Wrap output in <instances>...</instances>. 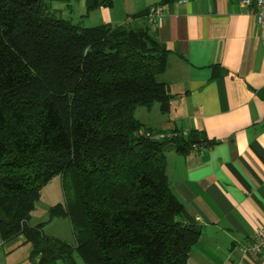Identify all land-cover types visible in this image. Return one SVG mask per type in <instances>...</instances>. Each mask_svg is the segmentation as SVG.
Wrapping results in <instances>:
<instances>
[{
    "label": "trees",
    "instance_id": "trees-1",
    "mask_svg": "<svg viewBox=\"0 0 264 264\" xmlns=\"http://www.w3.org/2000/svg\"><path fill=\"white\" fill-rule=\"evenodd\" d=\"M72 1L0 0V240L22 237L32 264H188L200 230L170 191L165 152L209 143L146 129L133 115L169 110L158 79L168 50L143 21L147 11L120 25L53 16V3ZM110 4L86 0L80 17ZM56 176L65 204L51 217H69L74 244L28 225Z\"/></svg>",
    "mask_w": 264,
    "mask_h": 264
},
{
    "label": "crops",
    "instance_id": "crops-1",
    "mask_svg": "<svg viewBox=\"0 0 264 264\" xmlns=\"http://www.w3.org/2000/svg\"><path fill=\"white\" fill-rule=\"evenodd\" d=\"M162 1L111 0L85 20L120 25L162 7L152 32L168 50L158 79L172 98L166 113L154 104L138 108L150 111L148 119H136L146 129L190 131L209 143L165 152L170 191L200 230L188 264H264V251L240 253L264 228V6L259 20L240 0Z\"/></svg>",
    "mask_w": 264,
    "mask_h": 264
},
{
    "label": "rangeland",
    "instance_id": "rangeland-1",
    "mask_svg": "<svg viewBox=\"0 0 264 264\" xmlns=\"http://www.w3.org/2000/svg\"><path fill=\"white\" fill-rule=\"evenodd\" d=\"M80 2V3H79ZM56 8L53 14L56 18H71L73 23H83L89 25L88 21L82 19L79 15L84 13V0H75L66 3H53ZM140 108V107H138ZM134 110V117L138 119H148L151 113L143 110ZM145 108V107H141ZM141 120V121H142ZM65 192L63 190L61 178L56 176L46 184L41 190V196L36 203L34 211L31 212L28 220L29 226L41 225V231L45 236L61 239L69 244H74L72 225L67 216L51 217L50 209L57 204H65ZM22 237H16L13 240L2 242L0 240V264H32L30 255V245L22 243ZM77 264H82L80 258L76 257ZM58 264H64L59 261Z\"/></svg>",
    "mask_w": 264,
    "mask_h": 264
},
{
    "label": "built area",
    "instance_id": "built-area-1",
    "mask_svg": "<svg viewBox=\"0 0 264 264\" xmlns=\"http://www.w3.org/2000/svg\"><path fill=\"white\" fill-rule=\"evenodd\" d=\"M190 0H175L177 6H184ZM240 6L245 9L246 12L254 13L258 16V19H261L262 9L264 6V0H240ZM162 17V7L159 5L150 7L144 17V20L147 25H149L151 31H154L157 26L160 24V19ZM185 133V132H183ZM144 135L153 140H162L171 137V134L165 133H155V132H146ZM173 136V135H172ZM193 149L196 150L195 146ZM264 251V228L259 229L254 234L253 241L247 246H242L240 248V253L242 257L258 255Z\"/></svg>",
    "mask_w": 264,
    "mask_h": 264
}]
</instances>
